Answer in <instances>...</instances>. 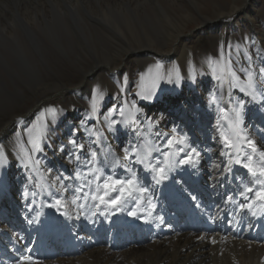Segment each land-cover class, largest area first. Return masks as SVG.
<instances>
[{
    "label": "bare ground",
    "instance_id": "6f19581e",
    "mask_svg": "<svg viewBox=\"0 0 264 264\" xmlns=\"http://www.w3.org/2000/svg\"><path fill=\"white\" fill-rule=\"evenodd\" d=\"M20 1L28 14L46 10L44 1L47 0H17L19 5ZM86 1L89 5H92V1L96 2L94 8L97 9L92 11L105 24H115L124 17V13H129L122 10L115 13V10H118L116 0ZM141 3L144 2L132 0L130 9L133 11ZM155 6L162 12L157 2ZM226 8L216 13L218 21H231L240 13H244L246 7L243 3L239 7L230 5ZM5 11L7 10L0 6V12ZM201 24L218 27L215 21L205 19ZM170 26L173 30L167 32V40L164 43L156 46L140 45L138 48L124 50L112 66L107 67L98 63L100 59H93L90 68L71 89L75 88L72 91L76 95L89 97L92 80L102 72L107 74L106 84L110 87L115 83L114 80L123 74L118 67L119 61L125 56L136 57V65L141 68L140 88L144 95L152 96L151 100L137 101L146 104L138 108L140 111L146 108L143 114L146 119L152 118L156 121L149 139L156 145H162L163 138H157L155 133H170V130L175 128L180 135L187 137L188 144L201 152L199 164L195 167L185 165L174 168L169 172L168 179L160 184H156L152 178L153 173L146 171L143 165L134 164L140 185L148 189L139 204L133 199H128L120 205L119 210L74 208L67 203L73 198L72 188L79 183L73 177L77 171L84 169L82 163L73 159L72 154L76 150L69 140L74 138L77 143L84 145L83 151L78 153L81 162H86L90 152L97 150L105 174L123 179L127 177V172L120 167L112 168L105 162L104 154L110 148L122 156L123 147L142 142V137L136 135V130H147V120L141 115L139 123L128 127L127 130L125 127L120 131L118 125L114 131L106 129L101 133L97 148V144L93 143L97 138L91 136L90 131H100L99 125L104 121L103 117H111L110 121L122 119L118 111L123 109V105H114L117 109H112L109 114L103 113L100 118L96 116L94 121L86 113L81 114L80 119H73L76 121L73 129L58 139L53 151H49L47 155H35L32 150L27 152L26 158L31 172H27L25 165L23 169L9 167L10 162L7 159L6 162L0 163V264H18L24 256L35 258L32 259L35 264H264V202L255 200L251 209L239 208L241 203H248L239 193L252 177L240 165L233 164L231 172L223 175L213 167H208L209 163H215L223 168L227 163L228 157L220 155L222 150H227L223 149L220 143L216 121L225 113L229 118L233 117L232 110L238 106V103L233 102L244 101L245 98L240 99L238 93H232L234 85L228 78L221 83V93L214 96L215 101H212L211 96L209 104L203 101L206 98L202 100L201 96L189 97L182 92L178 98L169 99L165 89L154 91L160 86L159 77L164 63L179 76L186 63L192 59L193 47L184 43V34L177 31L174 22L170 23ZM115 40L118 45L122 43L121 39ZM222 40L223 38H220L221 46ZM112 46L116 47L117 44ZM223 54L225 56V52ZM97 58L103 59L104 56ZM7 72L9 77L18 81H11L4 89H1L4 84L0 82V104L14 95V91L8 90L9 88L26 92L31 84L29 79L21 80L19 69L12 68ZM62 84L64 83L44 87L31 96L28 101L34 104L23 113L0 118V147L3 148L6 158L11 133L23 129L27 123L35 122L37 128L41 126V117L47 113L46 109L52 107V99L63 98L68 94L70 87ZM148 85L151 89L147 91ZM206 88L211 91V95L215 94L213 87ZM257 92L264 97V89ZM253 101L255 102L251 103L247 99L244 105L241 103L243 114L249 107L253 108L247 117H241V127L257 141L258 146L264 148V98ZM220 109L225 111L221 112ZM168 115L170 118H164ZM221 123L224 125L223 130H227L228 121L222 120ZM61 147L63 151H60ZM153 158L163 157L159 152H155ZM31 160L40 162L35 169ZM139 169L143 170L142 174ZM57 175L67 177L64 184L70 186L63 194L66 203L59 211L48 206L53 203L54 196L58 198L56 189L51 187ZM41 177L50 182L49 186L41 185ZM179 181L185 183L186 188H181L179 184L182 183ZM198 188L207 193L208 197L196 195L193 200V192L199 190ZM25 191L28 192L27 197L24 195ZM211 191L216 197L210 194ZM247 195L252 199L253 193ZM229 196L233 198L231 201L228 200ZM148 199H151V208L148 207ZM23 205H27L26 212ZM38 207L40 210H37ZM149 211L151 216L148 215ZM131 212H135V215H131ZM139 220L141 225L134 226ZM180 227L184 230L179 229ZM201 236L205 239H198ZM102 241L107 244L100 243ZM45 258L50 260L41 261Z\"/></svg>",
    "mask_w": 264,
    "mask_h": 264
},
{
    "label": "rangeland",
    "instance_id": "374dc122",
    "mask_svg": "<svg viewBox=\"0 0 264 264\" xmlns=\"http://www.w3.org/2000/svg\"><path fill=\"white\" fill-rule=\"evenodd\" d=\"M244 1L148 0L145 2L141 0L144 3L132 11L130 9L132 0H116L118 10H115V13L120 10L129 13H124L123 19L110 25L111 22L102 23L100 17L92 11L97 9L94 8L95 1L89 5L86 0H55L54 2L47 0L44 1L46 3L44 12L37 11L28 14L21 1L19 5L17 0H2L0 6L7 11L0 12V82L4 84L1 89H4L6 84L10 85L11 81H18L8 75L7 71L12 68L19 69L21 80L29 79L31 84L28 86L29 91L26 92L14 88L8 89L14 91L12 97L15 98L10 97L0 104V118L26 111L34 104H30L28 99L44 87L59 83L70 87L65 97L52 99V107L56 109V114L54 116H48L47 113L43 115L47 118V124L42 135L37 131L35 122L27 123L23 129H17L11 133L7 144L9 167L23 169L25 165L27 172H31V168H28L30 164L26 158L27 152L32 150L35 155H47L49 151H53L58 139L73 129L76 123L73 119L77 117L80 119L83 113L94 121L96 116L100 118L103 113L109 114L112 109H117L116 106L113 107L114 105H123L126 115L131 109L132 101L136 100L137 108L146 105L137 102L143 100L144 93L140 88L141 68L137 67V59L134 56H125L122 61H119L118 67L123 74L115 79V83L110 87H107L108 77L104 72L92 80L89 97L76 95L72 91L75 88L71 89V87L80 81L81 75L87 72L93 59H100L98 63L108 67L114 65L124 50L138 48L140 45L156 46L164 43L167 40V32L173 30L170 26L172 22L176 24L177 31L184 34V43L193 47L192 59L186 63L179 76L174 70L169 69L168 64L164 63L159 77L160 86L154 91L165 89L169 99L178 98L183 92L189 97L201 96L202 100L206 98L203 101L208 103L211 101V96H213L212 101L213 99L215 101L214 96L221 93V83L225 80L218 77L223 76L235 85L232 87V93H238L240 99L241 97L246 99L238 100V102L235 100L233 103L244 105L247 99L254 103L251 95L246 91H241L246 79V73L242 70L248 69L249 66L255 70L264 67V0ZM155 2L158 3L163 14L155 6ZM246 2L247 5H245ZM243 3L246 7L243 10L244 13H240L233 20L220 22L217 20L218 17H215L226 7L230 5L239 7ZM204 19L215 21L218 27L202 25L201 22ZM159 20H164V22L161 23ZM116 38L121 39L122 43L118 45ZM220 38H223V47L220 45ZM114 43L117 44L116 47L112 46ZM96 56H104V58ZM229 60L232 70L240 78L238 81L226 72ZM203 86L213 87L215 94L211 95V91ZM95 89L100 91L96 94V112L93 114L91 105ZM150 89L148 85L146 90ZM260 89H264V78L257 80V90ZM249 111L252 112L253 108L249 107L245 114L242 112L241 117L243 115L247 117ZM145 112L146 108H142L141 111L139 109L136 114L138 121ZM143 117L146 121V117L144 115ZM167 117L170 118L169 115L164 118ZM110 118L103 117L104 121H101L99 125L100 131L102 130L100 133L108 129ZM118 126H120V131L126 127L124 124H118ZM37 142L39 149L34 151ZM25 161L28 162L27 165ZM208 167H212L211 163ZM142 171L139 169V173L142 174ZM40 181L41 185L46 187L50 184L42 177ZM179 186L185 187V183ZM198 189L193 192L194 196L208 197L207 193ZM210 194L216 197L213 191ZM26 206L23 205L25 212ZM37 210H40L39 207ZM47 219L52 221L51 218ZM44 260L50 259L45 258L41 261Z\"/></svg>",
    "mask_w": 264,
    "mask_h": 264
},
{
    "label": "snow or ice",
    "instance_id": "6c2138e0",
    "mask_svg": "<svg viewBox=\"0 0 264 264\" xmlns=\"http://www.w3.org/2000/svg\"><path fill=\"white\" fill-rule=\"evenodd\" d=\"M230 47V46H229ZM250 58V57H249ZM231 61H228L227 74L231 76L234 80H239L236 72L232 70ZM159 67V66H157ZM246 73L245 86L241 88V91H246L247 94L251 95L254 100L261 97L257 92V80L264 78V67L258 70L253 69L249 66L248 69H243ZM220 79H225L226 77H218ZM171 82V81H169ZM235 86V85H234ZM99 89H95L92 95L93 103L91 105L92 113L96 112V94ZM142 99L151 100L152 96L143 95ZM242 105L235 107L233 111V117L229 118L227 113L221 116L220 119L216 121L217 131L220 136V143L223 145V149L220 155L227 156L228 160L225 166L222 168L220 164H213L212 167L220 172L221 175L224 173L231 172L232 165H240L247 170V173L252 177V180L248 184H245L243 190L239 195L248 203H241L239 205L240 209H251L253 201L259 200L264 201V148L258 146L255 139L251 138L247 132L241 127L242 119ZM224 112V109H220ZM48 116H54L56 114V109L54 107H49L46 109ZM139 109L136 107L135 102L132 103L131 109L127 111V115L124 109L119 111V115L123 118L122 120H111L108 124V130L114 131L118 124H124L126 127H131L139 123L136 118V114ZM222 120H227V130L224 129V125L221 123ZM47 118L42 115L41 126H38L37 131L43 134L46 130ZM156 121L148 118L147 131L136 130V135L142 137V142L138 144H129L121 149L123 155L119 156L112 151L110 148L104 154L105 162L109 163L112 168L120 167L127 172L126 178H114V175L105 174L104 167L98 158V151L92 150L90 152L89 158L86 162H81V157L78 154L84 149L83 144L77 143L73 138L69 140V143L74 146L76 152L72 154L73 159L82 163L83 171H77L73 177L75 180L79 181L78 185L72 188L73 198L70 203L74 208L84 210L85 208H95L100 210L117 209L119 210L120 205L127 202L128 199H133L139 201L144 198V195L148 192V189L141 186L138 180L137 172L135 171L133 165L140 164L143 165L146 171L153 173V180L156 184L168 179L169 172L174 168L180 166H191L195 167L200 162L201 152L197 148L191 146L187 142V137L180 135L175 128L170 130V133L157 132L155 133L157 138L162 137V145H156L149 139L152 135V129ZM91 136H95L97 139L93 143L97 144L99 148L101 133L99 130L93 129L90 131ZM39 149V143L37 142L34 147V151ZM162 149H165L162 151ZM61 147L60 151H63ZM159 152L163 157L162 159H154L153 153ZM0 163L6 162V156L4 155V150L0 147ZM27 165V161H25ZM38 160H31V164L34 169L39 165ZM50 171V170H49ZM67 177L62 175H57L53 180L51 187L56 189L58 194L53 197V203L48 205L49 207L55 208L58 211L64 206L66 201L64 200V193L69 190L68 185L64 184V180ZM58 185V186H57ZM259 186V187H258ZM255 190V191H254ZM248 193H253L252 199L247 195ZM25 197L28 196V192L25 191ZM193 200L196 199L195 196L192 197ZM233 198L228 197L231 201ZM148 207H152L151 199L147 200ZM65 214V213H61ZM131 215H135V212H131ZM253 214H255L253 212ZM95 215V212H93ZM151 216V211L148 213ZM69 218L70 215H69ZM198 239L203 240L205 237H198ZM215 243V240L212 241ZM18 264H35L30 256H24L20 259Z\"/></svg>",
    "mask_w": 264,
    "mask_h": 264
},
{
    "label": "water",
    "instance_id": "95a60500",
    "mask_svg": "<svg viewBox=\"0 0 264 264\" xmlns=\"http://www.w3.org/2000/svg\"><path fill=\"white\" fill-rule=\"evenodd\" d=\"M234 19V18H233ZM233 19H231V20H233Z\"/></svg>",
    "mask_w": 264,
    "mask_h": 264
}]
</instances>
